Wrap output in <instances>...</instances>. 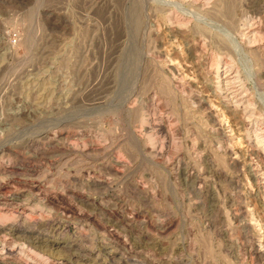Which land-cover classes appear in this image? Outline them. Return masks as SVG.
I'll return each mask as SVG.
<instances>
[{
    "label": "rangeland",
    "instance_id": "rangeland-1",
    "mask_svg": "<svg viewBox=\"0 0 264 264\" xmlns=\"http://www.w3.org/2000/svg\"><path fill=\"white\" fill-rule=\"evenodd\" d=\"M166 1L0 0V264H264V0Z\"/></svg>",
    "mask_w": 264,
    "mask_h": 264
},
{
    "label": "bare ground",
    "instance_id": "bare-ground-1",
    "mask_svg": "<svg viewBox=\"0 0 264 264\" xmlns=\"http://www.w3.org/2000/svg\"><path fill=\"white\" fill-rule=\"evenodd\" d=\"M146 1V0H145ZM150 1V0H149ZM160 1H162V0H160ZM172 1V0H171ZM171 1H166V3H170L171 4ZM155 2V1H154ZM157 2V1H156ZM164 2V1H163ZM162 2V4H164ZM224 2V1H223ZM160 3V2H159ZM158 3V4H159ZM168 3V4H169ZM173 3V2H172ZM161 4V3H160ZM162 4H161V6H162ZM167 4V5H168ZM149 5V4H148ZM175 5V4H174ZM236 5H237V3H236ZM125 6V5H124ZM229 6V5H228ZM227 6V7H228ZM174 7V6H173ZM124 8V7H123ZM172 8V7H171ZM175 8H177L176 6H175ZM229 8V7H228ZM162 9V8H161ZM168 9H170V8H168ZM150 10V9H149ZM166 10H167V8H166ZM173 10V9H172ZM184 10V9H183ZM182 10V11H183ZM179 11V10H178ZM178 11H177V13H178ZM186 11V10H185ZM175 12H176V10H175ZM149 13V12H148ZM181 13V12H180ZM145 14V13H144ZM183 14V13H182ZM228 14V13H227ZM232 14V13H231ZM134 15V14H133ZM188 15V14H187ZM226 15V14H225ZM229 16V15H228ZM175 17H176V15H175ZM170 19L172 18V16L171 17H169ZM177 18V17H176ZM124 19V18H123ZM185 20H186V18H182L181 19V24H185L186 25V23H185ZM251 21V20H250ZM125 22V21H124ZM187 22V21H186ZM255 23V22H254ZM188 24V23H187ZM169 25V24H168ZM180 25V24H179ZM145 26V25H144ZM184 26V25H183ZM157 28V27H156ZM169 28H170V26H169ZM145 29V28H144ZM126 30V29H125ZM154 30V29H153ZM165 30V29H164ZM168 30H170V29H168ZM142 32V31H141ZM169 33H171V36H174V34H173V31L172 30H170L169 31ZM196 33V32H195ZM184 34V33H183ZM148 35V34H147ZM255 35H257V34H255ZM254 35V36H255ZM175 36H177V35H175ZM234 36V35H233ZM254 36H251L250 38H252L251 40L253 41L254 40ZM257 37V36H256ZM241 38V37H240ZM179 40V39H178ZM251 40H249L248 42H251ZM262 40V39H261ZM191 42V41H190ZM234 42H235V47H237V48H239L240 50H241V48L242 49H244L245 48V46H244V44L242 43L243 41H241L240 39H238V38H234ZM175 44V43H174ZM202 44V43H201ZM201 44H200V46H201ZM180 46V45H179ZM178 45L176 46V45H172L171 46V54H174L175 52H180L181 51V48L179 47ZM233 46V45H232ZM230 47V46H229ZM244 47V48H243ZM200 48V47H199ZM184 50V49H183ZM228 50V49H227ZM167 51V50H166ZM230 51V50H229ZM170 54V52H168V55H171ZM182 54V53H181ZM176 55V54H175ZM234 55V54H233ZM192 56V55H191ZM166 57V56H165ZM172 57V58H171ZM170 57V60H171V62H170V68H171V70L173 71V72H175L176 73V77L177 78H179V77H185L186 78V80H191V74L188 72L189 71V69H191V66H190V64L188 65L187 64V62H184V59H182V58H179L177 55L176 56H171ZM184 58V57H183ZM194 58V57H193ZM200 61V60H199ZM194 62V61H193ZM190 63V62H189ZM210 63V62H209ZM201 64V63H200ZM225 66V65H224ZM232 68V67H231ZM228 70H229V68H228ZM226 73H228L227 71H226ZM225 74V73H224ZM175 77V76H174ZM175 77V78H176ZM234 78H237L236 76L234 77V76H230V75H225V76H223V77H220V73H219V76H218V81H217V84H218V87L219 86H222L226 91H228V90H230L231 88H232V85L234 84V81H233V79ZM250 78V77H249ZM182 79V78H181ZM193 79V78H192ZM197 81V80H196ZM181 82V81H180ZM187 82V81H186ZM185 82V83H186ZM183 83H184V81H183ZM189 85V84H188ZM193 85V84H192ZM212 85V84H211ZM209 86V85H208ZM211 87V86H210ZM191 88V87H190ZM209 88V87H208ZM233 89V88H232ZM212 94V93H211ZM199 95V94H198ZM227 95V94H226ZM233 97H235V96H233ZM195 98V97H194ZM228 98H229V96H228ZM208 99V98H207ZM235 99V98H234ZM189 100V99H188ZM191 100V99H190ZM220 100V99H219ZM225 101V100H224ZM234 101V100H233ZM232 100H231V102H233ZM238 101V99L236 98L235 99V101L234 102H237ZM247 101V100H246ZM205 102V101H204ZM208 102H210V101H208ZM201 103H203V102H201ZM248 104H250V103H248ZM222 105H224V104H222ZM205 106V105H204ZM243 107V106H242ZM241 107V108H242ZM207 108V107H206ZM218 106L217 105H214V104H210L209 105V110H208V112H209V114H210V117L211 116H213L214 118H216L217 117V119H216V121H218V125H220V127H221V125H222V122L223 121H226V123H227V118L224 120V119H221V118H218V116H219V114H217L216 113V111L218 110ZM263 108V107H262ZM227 111V110H226ZM229 111V110H228ZM231 112V111H230ZM233 112V111H232ZM237 112V111H236ZM203 114V113H202ZM229 115V114H228ZM231 115V114H230ZM244 115V114H243ZM222 116V115H221ZM232 116V115H231ZM247 116V115H246ZM224 117V116H223ZM236 117V116H235ZM207 119V118H206ZM235 119V118H234ZM215 120V119H214ZM234 121V120H233ZM239 121V120H238ZM239 123V122H238ZM217 126V125H216ZM225 128H229L230 130V132H232L233 131V128H231L232 127V125L231 124H229V123H227V124H225ZM260 126V125H259ZM243 128V127H242ZM260 128V127H259ZM220 129V128H219ZM250 130V129H249ZM251 131V130H250ZM259 131V130H258ZM258 131H256V130H253V135H255V137H256V139L258 140V142H260V143H262V145H263V148H264V133H262V131L261 132H258ZM222 133V132H221ZM251 132H249V134H250ZM227 134H229V132L227 133ZM238 135H240V134H238ZM227 136V135H226ZM225 136V137H226ZM231 136H233L232 135V133H230L229 134V137H231ZM235 137V136H234ZM231 139H233V137H231ZM234 141V140H233ZM228 142V141H227ZM256 143V142H255ZM236 145V144H235ZM240 145H241V143H240ZM239 148V147H238ZM221 150V149H220ZM261 150V149H260ZM263 150V149H262ZM231 151V150H230ZM237 152V151H236ZM263 153V152H262ZM230 154V153H229ZM240 157V156H239ZM263 159V158H262ZM236 161H238V160H236ZM237 164V163H236ZM190 175V174H189ZM255 176V175H254ZM30 186V185H29ZM31 187V186H30ZM264 197V196H263ZM227 214V213H226ZM150 224V223H149ZM115 236V235H114ZM117 237H118V235H117ZM123 241H124V239H122ZM121 241V240H120ZM126 241V240H125ZM121 243V242H120ZM123 246H125L124 244H122ZM127 246V245H126ZM128 247V246H127ZM67 248V247H66ZM126 248V247H125ZM68 250V249H67ZM69 252V251H68ZM28 254V253H27ZM257 254V253H256ZM34 256V255H33ZM70 256H71V254H70ZM32 258V257H31ZM126 259V258H125ZM125 261V260H124Z\"/></svg>",
    "mask_w": 264,
    "mask_h": 264
}]
</instances>
